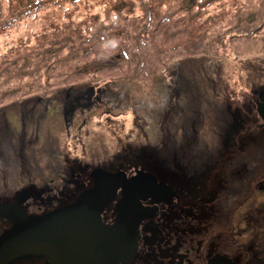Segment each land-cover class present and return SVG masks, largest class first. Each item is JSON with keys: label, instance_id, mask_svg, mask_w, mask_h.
I'll return each instance as SVG.
<instances>
[{"label": "rangeland", "instance_id": "rangeland-1", "mask_svg": "<svg viewBox=\"0 0 264 264\" xmlns=\"http://www.w3.org/2000/svg\"><path fill=\"white\" fill-rule=\"evenodd\" d=\"M179 70L196 80L219 74L218 92L228 87L234 102L247 94L235 108L247 105L264 86V0H0V118L10 115L0 136V201L30 185L63 189L54 205L76 197L92 168L158 146L162 128L188 148L183 123L203 125L186 114L191 107L172 104L178 116L162 117L165 75ZM214 85L196 86L191 98ZM90 88V101L105 104L82 107L89 101L79 92ZM66 98L77 109L65 121ZM106 108L118 115L109 119ZM211 114L192 154L218 146Z\"/></svg>", "mask_w": 264, "mask_h": 264}, {"label": "flooded vegetation", "instance_id": "flooded-vegetation-1", "mask_svg": "<svg viewBox=\"0 0 264 264\" xmlns=\"http://www.w3.org/2000/svg\"><path fill=\"white\" fill-rule=\"evenodd\" d=\"M245 118L225 130L220 148L207 155L183 154L184 174L163 157L173 175L162 180L171 191L141 200L148 212L139 225L138 250L122 264H264V127L258 117ZM132 161L123 167L129 178L138 168L147 171L140 159ZM121 195L118 189L117 200L105 208L104 223H113Z\"/></svg>", "mask_w": 264, "mask_h": 264}, {"label": "water", "instance_id": "water-1", "mask_svg": "<svg viewBox=\"0 0 264 264\" xmlns=\"http://www.w3.org/2000/svg\"><path fill=\"white\" fill-rule=\"evenodd\" d=\"M264 124V93L257 103ZM128 179L124 172L94 169L93 186L82 191L70 204L43 214H28L23 202L28 190L16 202L0 204V216L11 223L0 236V264H13L26 257L46 259V264H121L137 252L138 228L144 213L140 200L163 198L171 191L151 173L143 170ZM116 204L113 224L102 221L106 207Z\"/></svg>", "mask_w": 264, "mask_h": 264}, {"label": "trees", "instance_id": "trees-1", "mask_svg": "<svg viewBox=\"0 0 264 264\" xmlns=\"http://www.w3.org/2000/svg\"><path fill=\"white\" fill-rule=\"evenodd\" d=\"M181 72L183 70L179 71H167V74L165 75V81L167 80V77H170V80L168 82H165V85L167 86V89L169 91L170 96H168L167 105L169 106L166 108L165 112L163 113V116H166L170 114L171 120L173 121V117L178 116L177 107L173 111L172 104H179L180 106L186 105L188 107H191L190 112H186L189 116H193L197 119L198 122L203 123L201 127L196 128L195 126L192 127L191 122L183 123L184 127L191 126V129H186V133L188 134V140L186 142V146L188 148L182 147L183 142H180L176 135L171 134L170 132L165 131L162 128L161 136L163 138L161 139V143L158 146H148L147 149H144V152L135 151L133 149H129L124 157L121 158L119 156V164L127 165L129 163H132V160H141V163L143 165L152 167V168H161V170L165 169L168 171L167 167L165 168L164 163H162V157L168 156L171 160L169 161V166L174 165L173 170H178L180 174H184L186 172V168L183 166L184 164L181 163V156L184 153H191L190 148H193L194 140L196 139V134H198L208 123V120H205L208 118L209 114H211L210 119L212 120V123H214L215 126V133L219 132V143L217 148L221 147L222 143L220 141V136L223 131H225L227 128L232 127L233 129L237 128V126L246 120L245 116L240 112L241 109L246 110L247 114L249 116L247 117H256L255 115L252 116V112H255L254 110V101L258 98V95L260 92H262V86L256 87V90H253L250 95V101L247 103V107L242 104L240 108H235L241 103V100L234 102L232 95L229 92V88L226 87L222 92H218V88L220 85L216 84L217 81L221 80V76L218 74L216 75V79L212 78V75H206L204 79L196 80L190 78H186ZM211 81V83L215 84L214 87H212V90L209 89V92L203 95L200 99L196 100L191 98V93L193 92V89H196V86H203L204 84ZM103 90L101 89L100 92ZM81 94H85L87 96V101L85 105H82V107H91L94 104L100 105L105 104L104 98L98 96L96 98V101H90V99L94 96V89L90 88L86 91H80ZM210 98L209 99V96ZM68 98L65 99L64 104V111H65V117L68 118V113L72 111H76L77 107L75 106H67ZM215 104V105H214ZM251 106V110H248V108ZM214 108V109H213ZM111 112H114L112 109ZM175 113V114H174ZM6 117L4 121L0 118V131L3 129L9 128L8 120H7V114H5ZM234 119H236L234 121ZM161 120V118H160ZM198 131V132H197ZM148 151V152H147ZM161 154H159L158 152ZM147 152V153H146ZM184 152V153H183ZM210 153V152H209ZM208 153V154H209ZM0 155H3V149L2 145H0ZM207 155V154H204ZM195 163H191L190 165H194ZM164 171V170H163ZM170 173V172H169ZM173 175L172 173H170ZM67 183V182H66ZM53 189V188H52ZM54 191H51L48 187H43L41 189L40 194V202L39 203H46L42 208L44 209L48 206H50L49 202L43 201V197L46 198V200L49 198L50 202L53 201V198H59L61 197L64 190L62 189H53ZM55 193L54 195H52Z\"/></svg>", "mask_w": 264, "mask_h": 264}]
</instances>
